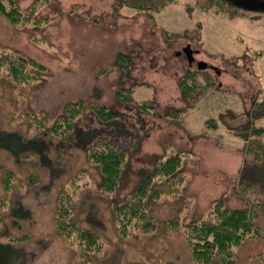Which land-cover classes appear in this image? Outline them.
<instances>
[{
	"label": "rangeland",
	"instance_id": "obj_1",
	"mask_svg": "<svg viewBox=\"0 0 264 264\" xmlns=\"http://www.w3.org/2000/svg\"><path fill=\"white\" fill-rule=\"evenodd\" d=\"M149 1L16 0L22 12L34 6L37 17L47 18L42 26L13 25L0 13V52H17L50 70L33 85L0 78L1 242L14 250L4 258L8 264H197L188 227L221 199L230 210L250 207L238 181L246 163L253 167L257 145H264L263 133L246 154L242 137L256 121L264 127V5L174 0L159 11L136 7ZM192 33L199 58L214 67L195 77L186 55H178ZM120 53L131 58L125 70L117 62ZM183 77L196 87L188 99L179 84ZM119 93L128 94L127 101ZM78 101L119 116L100 124L85 112L72 144L40 134L37 121L51 126L66 105ZM40 140L49 152H38L42 145L32 142ZM98 140L130 149L115 193L100 189V174L80 147ZM176 153L183 154L179 171L149 203L155 229H133L122 237L116 204L154 174L160 158ZM83 169L82 180L73 181ZM7 171L14 174L8 194ZM69 184L78 187L73 218L99 234L98 252L86 253L76 236L58 233L57 197ZM256 191L252 197L261 195ZM234 264H264V236L246 240Z\"/></svg>",
	"mask_w": 264,
	"mask_h": 264
},
{
	"label": "trees",
	"instance_id": "obj_2",
	"mask_svg": "<svg viewBox=\"0 0 264 264\" xmlns=\"http://www.w3.org/2000/svg\"><path fill=\"white\" fill-rule=\"evenodd\" d=\"M173 1L164 0L161 4L154 5L153 0H150L148 5H137L136 7L138 9L159 11ZM0 13L13 25L31 24L42 26L48 22L47 18L36 16L34 6L28 13L22 12L17 6L16 0H0ZM117 62L123 67V70L127 69L132 63L130 55L125 53H120L117 56ZM49 71V68L44 64L30 57L23 56L17 52H0V78L8 77L16 85L22 83L33 85L35 81H41L43 76L48 75ZM186 77H183L179 84L183 96L188 99L196 87L194 88L191 83L186 84ZM127 96L129 95L119 93L120 100L127 101ZM87 111H90L99 120L100 124L111 123L119 116L116 111L109 107L93 106L85 101H78L66 105L63 113L55 118L53 125L45 126L44 120H40V122L37 121L36 127L42 129L40 134L47 133V135L58 139L60 144H65L64 142L67 141L71 143L73 135L79 130V119ZM257 124L256 121L255 124L248 125L245 131L242 132V137L246 142V154L251 152L249 144L252 139L264 133V127L256 126ZM94 132L98 134L96 131ZM32 143L42 145V148H38L39 153L46 150L47 152L50 151L45 149L48 144L44 143L43 140ZM87 143L85 146L80 145V147L83 148L87 161L94 164L100 174V189L106 194L115 193L121 187L122 176L127 165L130 149L126 145H120L112 140H98L95 143L88 141ZM20 144L25 146L26 143L21 141ZM29 144L27 143L26 145ZM52 145L54 146L51 143V147ZM257 146L260 152L258 150L254 155L253 167L246 163L244 168H247V171L239 177L238 181L239 188L244 191L245 198L250 202V207L230 210L225 207V202L221 199L216 202L207 215L200 217L188 227L187 242L191 256L197 264H234L237 257V249L246 240L252 237L264 236V166L263 163L260 164V162L264 161V145L258 144ZM15 150L18 151V147ZM182 155V153H176L166 158L164 156V158L162 157L163 159L160 158L154 174L143 177L139 188L129 193L125 200L116 204L114 213L122 237L129 235L133 229L145 232L155 229L156 224L153 225L151 223L155 219L149 215L151 212L149 203L151 201L155 202L154 198H158L161 195L159 186L163 185L169 178L175 177L182 165ZM255 164L256 167H254ZM85 173L86 170H81L73 181H81V176ZM4 180L5 192L8 194L13 185L14 174L11 171H7ZM70 184L62 186L57 197L55 220L58 233L60 235H69V237L76 236L79 241H82V248L86 253L98 252L100 251L98 246L99 234L91 228L81 226L73 218L76 210L75 194L78 187L75 184L70 186ZM256 190L261 195L252 197L256 194ZM1 205L4 208L5 203L2 202ZM4 232L3 216L0 214V264H8L4 258L9 254L11 255L12 251H14L11 246L1 242L6 236ZM4 251L7 252L5 253ZM79 264H93V261L87 259Z\"/></svg>",
	"mask_w": 264,
	"mask_h": 264
},
{
	"label": "flooded vegetation",
	"instance_id": "obj_3",
	"mask_svg": "<svg viewBox=\"0 0 264 264\" xmlns=\"http://www.w3.org/2000/svg\"><path fill=\"white\" fill-rule=\"evenodd\" d=\"M215 1H217V3H219V1H222L226 4H228L229 6L237 7L239 3H246L247 0H219V1L215 0ZM253 1H254V3H257V5L259 6L258 8H260V6H262V5H264V0H253ZM254 3H252V6L255 5ZM242 8L247 9L246 6H242ZM252 8L255 9L254 6ZM252 18L253 17H251V19ZM185 31H188V30H185ZM167 32H170V31H167ZM197 38L198 37H196V35H194L192 33V36L190 37L187 45L185 47H183L182 52L178 53V55H180L181 53H184L186 55V53L184 52L185 49L189 50V52L191 53L189 57H187V55H186V57L188 59V64H189L191 70L194 69V76L193 77H195L197 74H201L204 71H207L208 69L214 68L213 65H210L207 61L199 58V54L202 50L192 46V42H194L193 40L196 41ZM199 45H200V43H199ZM216 71L219 72L218 70H216ZM208 85H211V83H209Z\"/></svg>",
	"mask_w": 264,
	"mask_h": 264
},
{
	"label": "water",
	"instance_id": "obj_4",
	"mask_svg": "<svg viewBox=\"0 0 264 264\" xmlns=\"http://www.w3.org/2000/svg\"><path fill=\"white\" fill-rule=\"evenodd\" d=\"M185 53H186V55H187V57H189L190 56V52H189V50H187V49H185V51H184ZM188 60V59H187Z\"/></svg>",
	"mask_w": 264,
	"mask_h": 264
}]
</instances>
